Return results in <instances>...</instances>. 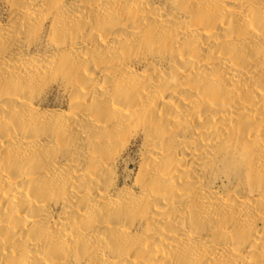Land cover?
Segmentation results:
<instances>
[{
  "label": "bare ground",
  "instance_id": "bare-ground-1",
  "mask_svg": "<svg viewBox=\"0 0 264 264\" xmlns=\"http://www.w3.org/2000/svg\"><path fill=\"white\" fill-rule=\"evenodd\" d=\"M0 8V264H264V0Z\"/></svg>",
  "mask_w": 264,
  "mask_h": 264
},
{
  "label": "rangeland",
  "instance_id": "rangeland-1",
  "mask_svg": "<svg viewBox=\"0 0 264 264\" xmlns=\"http://www.w3.org/2000/svg\"><path fill=\"white\" fill-rule=\"evenodd\" d=\"M2 14H3V12H2V9L0 8V17L2 16ZM47 100L49 102H53L54 100L56 102L61 101V97H60L59 92H57L56 89L51 90L50 93H49V95H48V97H47Z\"/></svg>",
  "mask_w": 264,
  "mask_h": 264
}]
</instances>
